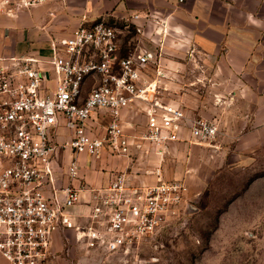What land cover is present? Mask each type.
Here are the masks:
<instances>
[{"label":"built area","instance_id":"built-area-1","mask_svg":"<svg viewBox=\"0 0 264 264\" xmlns=\"http://www.w3.org/2000/svg\"><path fill=\"white\" fill-rule=\"evenodd\" d=\"M49 1L20 0L18 6ZM52 51L46 61L0 57V254L9 264H49L55 236L71 231L87 252L114 255L187 225L188 185L163 180L160 171L154 184L135 183L119 173L100 188H59L52 131L64 120L73 132L67 146L76 155L99 159L110 148L127 156L145 143L163 158L175 143L211 146L220 133L218 123L159 96L149 76L154 55L141 51L120 57L118 30L106 19L82 22L69 38L54 41ZM46 66L56 82L49 93ZM90 79L95 87L87 92ZM138 102L145 131L130 136L122 113ZM101 111L110 120L102 134H94L91 121ZM80 171L74 157L66 170L71 182L80 179ZM80 203L88 212L75 216L73 208Z\"/></svg>","mask_w":264,"mask_h":264},{"label":"crops","instance_id":"crops-1","mask_svg":"<svg viewBox=\"0 0 264 264\" xmlns=\"http://www.w3.org/2000/svg\"><path fill=\"white\" fill-rule=\"evenodd\" d=\"M134 16H138L135 22H141L147 17L164 18L162 20L167 27L186 47L187 56L192 52L189 58L201 60L200 66L204 72L213 74L212 82L220 89L215 97L198 100L192 105L184 100L181 103L167 101L180 105L191 115L215 120L219 125L220 144L234 143V150L240 153L258 150L257 145L263 146L264 22L258 25L254 18H244L234 1L50 0L45 4L12 12L11 15L0 16V57H40L46 61L53 56L52 43L69 38L82 22L130 19ZM252 28L259 33H255ZM45 68V88L46 93H49L56 87L55 75L47 66ZM142 108L143 104L138 102L122 113L121 120L126 134L140 136L145 131L146 116ZM109 120V115L103 111L94 115L91 121L94 134H102ZM52 134L58 146L53 164L59 188L70 184L75 187L86 185L89 188H100L129 168L134 175L127 177L133 182L154 184L157 181L153 175L155 168L163 162L214 164L213 159L207 158L213 152L212 157L215 159L219 147L214 145L215 150L209 151L206 147L200 149L204 147L175 143L160 158L148 144L139 143L142 144L141 148L134 146L130 149L129 155L133 153L132 158L107 148L99 159H94L85 154L76 155L67 146L73 132L66 127L64 120H60ZM74 157L81 171L80 179L71 182L66 170ZM160 173L163 180H171L164 179L162 170ZM191 178L192 175H187V180ZM72 212L75 216L87 213L88 206L80 203ZM59 236H55L54 246ZM0 264H9L1 254Z\"/></svg>","mask_w":264,"mask_h":264},{"label":"rangeland","instance_id":"rangeland-1","mask_svg":"<svg viewBox=\"0 0 264 264\" xmlns=\"http://www.w3.org/2000/svg\"><path fill=\"white\" fill-rule=\"evenodd\" d=\"M231 1L244 18H254L258 25L264 22V0ZM18 3L0 0V16L25 9ZM131 19L108 20L118 30L119 55L141 51L154 55L155 70L149 74L159 96L188 105L215 97L220 89L212 82L213 74L204 72L201 60L188 57L192 52L187 56L186 47L164 18L147 17L134 23ZM94 87L95 80H88L87 92ZM214 145H219L215 159L213 152L207 158L214 164L163 162L155 168V177L162 170L164 179L188 182L187 225L165 229L114 255L87 252L68 231L59 236L49 264H264V145L240 153L234 143L220 144L217 138L211 146L199 148L211 151ZM126 157L132 158L133 153ZM122 172L134 175L130 168ZM187 175H192L190 181Z\"/></svg>","mask_w":264,"mask_h":264}]
</instances>
